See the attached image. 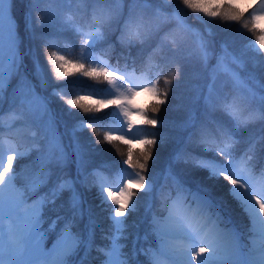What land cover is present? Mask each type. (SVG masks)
Instances as JSON below:
<instances>
[{
    "label": "snow or ice",
    "instance_id": "snow-or-ice-1",
    "mask_svg": "<svg viewBox=\"0 0 264 264\" xmlns=\"http://www.w3.org/2000/svg\"><path fill=\"white\" fill-rule=\"evenodd\" d=\"M10 2L0 0V264H91L89 258L93 251L104 257L102 264H264V168L259 174L254 171L257 144L264 142V136L249 137L243 141L247 144L244 151L239 154L237 151L242 143L239 132L258 121L264 122V85L250 77L256 85L253 87L240 76L238 69L244 68V54L237 56L229 51L226 43H222L221 51L215 53L209 41L199 29L186 22L179 9L165 10L164 6L172 0H129L126 16L125 0H60L69 6V10L59 17L53 7L57 0H30L41 15L33 23L30 10L26 31L30 39L42 42L52 78L60 85L53 88L51 95L63 101L69 111L93 117L81 119L73 126L69 153L60 134L55 131L54 116L49 107L51 101L39 95L26 79L13 91L8 110L3 108L8 80L19 74L25 55H34V49L23 54L20 52L19 28L10 13ZM175 2L194 13L193 19L205 23L219 20L222 24H239L255 36L246 47L255 56L264 54V27L261 26L264 24V0H258V6L248 13V18V10L241 6L242 0ZM76 10L88 12L89 20L83 24L77 22ZM45 16L49 25H59L58 31H72L81 38L78 54H61L57 50L47 52L53 47L54 40L36 31L44 26ZM119 17H124L119 42L129 49L151 41L159 34L163 23H175V28L160 37L152 48L139 76L135 68L128 71L127 62L122 69L119 61L116 65L109 63L106 51L97 52V47H102L106 40L111 22ZM189 35L193 38V47L185 59H195L208 69L209 61L213 56L216 58L208 74V83L195 98L202 111L198 116L190 109L181 125L187 132L185 143L193 151L187 148L177 151L162 173L153 172L148 177L149 161L159 134L136 135L134 129L162 126L161 121L151 118L148 113H158L160 106L167 103L173 79L180 74L177 66L174 73L164 77L165 87L161 88L159 84L164 69L154 64L152 57L164 48L179 52ZM208 35H212L210 28ZM35 66L37 78L44 86L46 81L38 62ZM76 77L91 80L94 84L104 83L107 87L69 93L70 82ZM141 94L149 98L148 103L137 107L136 101ZM254 101L258 103L254 104ZM109 106H115L117 111L110 112L107 121L94 118ZM217 113L223 118H218ZM113 116L123 117L120 124L125 131L110 127ZM24 128L29 130V139H14ZM85 129L96 135L102 131V142L109 145L118 141L128 146L122 162L127 167L119 170L121 180L117 186L109 185L97 169L86 171L89 161L78 140V133ZM134 144L141 146L135 161ZM194 149L212 153V156L197 155ZM33 153L36 154L35 169L25 177L24 185L17 187L15 182L23 170L14 172L13 161ZM70 163L75 164L74 176L65 171ZM179 163L207 172L210 180L222 179L231 185L228 194L249 221L243 233L230 226L231 219L223 215L225 202L222 198H213L210 190L199 182L195 188L189 187L174 173L173 164ZM158 181H162L159 188ZM77 184L89 190L97 187L101 210L107 212L110 221L108 231L101 229L106 245L95 243L98 223L90 211L87 223L80 228L85 212ZM42 188L47 191L41 193ZM66 192L69 194L70 215L57 216L49 222L48 229H43L45 206L55 205ZM138 192H143L144 196L139 197ZM32 195H36V199L29 204L28 198ZM145 199V214L151 218L142 239L147 243L150 237L154 238L156 247L149 244L137 250L136 244L141 239L137 235L131 252H125L127 217L138 213ZM154 199L159 201L155 209ZM61 220L63 224L55 231L52 246L46 247L49 233ZM138 255L144 256L146 261H139ZM77 256L79 259H75Z\"/></svg>",
    "mask_w": 264,
    "mask_h": 264
},
{
    "label": "trees",
    "instance_id": "trees-1",
    "mask_svg": "<svg viewBox=\"0 0 264 264\" xmlns=\"http://www.w3.org/2000/svg\"><path fill=\"white\" fill-rule=\"evenodd\" d=\"M241 6L248 10L246 12V18H248V13L251 12V9L244 5ZM53 7L56 9L58 17L62 15L63 12L69 10V6L61 3L60 0H57ZM72 7L75 9V6ZM128 7L129 0H125L124 16L127 15ZM24 8V0H11V14L18 24L21 38L20 52L23 53L25 50V43L27 44L28 49H34V55H25L24 61L26 66L25 68L21 66L19 74L23 80L26 79V81L31 83V85H33L34 82L37 83L38 88L42 89L46 95L51 97L56 114L64 124L69 141L71 143L70 131L73 126L81 119L88 120L92 119L93 117L83 116L75 110L69 111L67 105H65L63 101H60L57 97L51 95L53 88L59 87L60 85H58L52 78L49 66L46 61L47 53L42 47V42L40 40L30 39L28 32L26 30L24 32L23 30L24 25H26V23L23 21ZM164 8L168 12H171L174 9H179L181 15L185 16L186 22L192 27L200 30L205 39L209 41V46L214 50L215 53H219L221 51L220 45L222 43H226L228 45L229 51L235 53L237 56H241L243 53L244 55L242 58L245 61V65L243 69H238V71H240V76L248 83L252 84L253 87H256V85L251 79H249L250 77H254L255 80H258L260 84L264 85V54L255 56L253 52L246 47L250 39L253 41L255 40V36L252 33L242 29L239 24L235 23L222 24L219 20L205 23L203 21L193 19L195 14L185 9L182 4L175 2V0H172V2H170L168 5H165ZM26 9L27 19L31 10V18L33 23H35L37 17L41 15L40 11H38L30 3V0H28ZM89 18L90 14L88 12L76 10L77 22L83 24L88 21ZM123 19L124 17H119L111 22V25L107 30L106 40L102 42V47H97V52H100L101 50L106 51V58L109 60V63L113 65H116L117 61H119V67L124 68L125 63L127 62L128 69L135 68L137 72H141L148 61L149 55L152 53V48L155 47V45L159 42L160 37H162L166 32L175 28V23H163L161 25L159 34L151 41L146 42L143 45L136 44L129 49L125 46H122L119 42L123 27ZM206 19L207 18H205V20ZM47 20L48 18L45 16L44 26L38 27L36 29L38 34L42 33L54 40L53 47L49 48L47 52L50 53L53 50H57L58 52H61V54H64L70 51H78L81 38L75 35L72 31H58L57 28L59 25H49ZM209 28L212 32L211 36L208 35ZM192 40L193 38L190 35L187 36L182 49L177 53L170 52L167 48H164L161 52L154 54L152 57L153 63L160 65L164 69L159 84L161 88L165 87L164 77L174 73L177 66H179L180 74L178 78L173 79V83L170 86L167 103L160 106V111L158 113L152 114L150 111L148 113L151 118L161 121L162 126L158 124L156 127L144 126L143 128L137 127L134 129V134L136 135H145L151 133L159 134L156 137L157 144L153 147L152 159L149 161L148 172L146 173L148 177H151L153 172L157 174L162 173L164 169L171 163L172 158L177 151L183 148L193 151L191 146L185 143L187 132L181 128V125L186 120L188 111L190 109L195 110L196 113L200 112L199 104L196 102L195 98L197 92L203 89L208 83V74L211 67L215 65L216 58L213 56V58L209 61L208 69L204 68V66L195 59H185L184 57L186 53L193 47ZM36 62H38L43 78L46 81L44 86L41 85V80L37 78V69L35 66ZM30 79L31 81H29ZM70 84L71 86L67 89L69 93H73L77 90L90 89L93 87L97 89H103L107 87V85L104 83L94 84L91 80H84L80 77L72 79ZM241 90L243 91V89ZM257 91H259V89H257ZM148 99L149 98L147 96L141 94L139 107H144L145 104L148 103ZM255 103H258V101H254V104ZM7 105H9L8 102L5 103L3 108L8 110L9 107H7ZM116 111L117 110L115 109V106H109L106 110L95 114L94 118L107 121L108 114L110 112ZM216 115L218 118H223L220 117L219 113ZM120 122H122V117L113 116L110 127L120 128ZM238 135L242 140V143L237 147L239 154L247 147V144L243 141H247L250 136H264V122L258 121L254 124H251L248 128L241 130ZM245 136H248V138ZM102 137V131L99 135L93 134L88 129H85L82 133H78L79 143L86 152V159L89 161L86 171L90 170L91 168H98L103 171L113 183H115L120 179L119 170L123 160L127 156L128 146L120 144L118 141H114L113 145H109L105 142H102ZM161 137H163V143H161ZM14 139H17L18 141H25L28 139V136L26 133H24L21 136L14 137ZM98 140L101 142L97 143L96 141ZM140 147L141 146L139 144H134L132 146L134 161L139 157ZM194 151L197 155H206L209 157L212 156V153H202L199 149H194ZM35 155L36 154L33 153L31 156H27L22 160L17 159L13 162L14 172L18 169L23 170L21 177L16 180V184H18L23 178L29 177L34 171L35 165L33 162L35 160ZM257 156H260L259 166L264 167V151L262 148V143L257 144L256 157ZM215 159L220 160L221 158L215 157ZM65 171L71 176L73 173V164L70 163ZM173 171L189 187L195 188L196 182H199L203 187L210 190L213 198H222L225 202L222 205V209H230L231 211L235 210V206H237V204L228 194V189L231 188V185L228 182L222 179L219 181L210 180L207 178V172L193 169L191 165H186L183 163L173 164ZM221 182L222 185H220ZM157 183L160 186L162 181H158ZM84 189L88 203V214L90 211L93 218H95L98 223L95 234V243L96 245L100 246L106 245L107 241L102 239L101 229L104 231H108L110 229V221L107 219L108 214L107 212L101 210L102 206H100L97 187L93 186L90 190L84 187ZM45 191H47V188H44V192ZM166 191L167 186L163 192L166 193ZM66 194L67 192L56 200L55 205L51 206V210L56 218L57 216L68 217L70 215L68 203L65 201V199H63ZM137 195L139 197H143L144 193L138 192ZM154 202V206H157V203H159V201L156 199H154L152 203ZM146 203L147 201L145 199L141 202L138 213L127 217L129 227L127 230L128 240L126 241L127 248L124 249L125 252H131L133 248V241L136 239L137 235L141 237V239L136 244L137 250H139V248L142 246L147 247L149 244H151L153 247L156 246V241L154 238L150 237L147 243L142 239L146 230L149 228V218L148 215L146 216L145 214ZM62 224L63 221H59L57 223V227H61ZM81 225L82 221L80 222V228ZM103 258L104 257L102 255L96 251H93L89 259L91 264H102ZM143 258L145 257L142 255L137 256L139 261H141Z\"/></svg>",
    "mask_w": 264,
    "mask_h": 264
},
{
    "label": "rangeland",
    "instance_id": "rangeland-1",
    "mask_svg": "<svg viewBox=\"0 0 264 264\" xmlns=\"http://www.w3.org/2000/svg\"><path fill=\"white\" fill-rule=\"evenodd\" d=\"M242 3H245V4H249L250 6H258V0H242ZM9 9H10V5H9ZM11 13V12H10ZM262 27H264V24H262L261 25ZM23 54V53H22ZM68 54H72V55H76V54H78V51H70ZM5 60H7V49H5ZM26 65H25V62H24V58H23V65H22V67L24 68ZM128 71H132V69H128ZM136 74L139 76L140 75V73H138V72H136ZM14 78V80L13 81H11L12 79ZM23 79L21 78V75L20 74H18V75H13L12 77H11V79L10 80H8V82H7V84H6V88H5V93L7 92V96H8V99H9V102H10V100H11V97H12V93H13V91L14 90H16L19 86H20V84H21V81H22ZM28 80V79H27ZM85 90H87V89H85ZM35 91L39 94V95H41V96H44V94H42L41 93V91L40 90H38V89H36L35 88ZM45 97V96H44ZM138 104H139V100H138V98H137V101H136V106L138 107ZM57 125H56V123H55V131L57 132V133H59L60 134V136H61V134H62V131H60V130H58L57 129ZM26 129V131H22V129H21V131H20V133L18 134V136L19 135H21L22 133H24V132H27V135H28V139H29V130L27 129V128H25ZM34 130H37L38 131V129H34ZM123 131H125V129L123 130ZM28 139H26V140H28ZM5 159H6V157H5ZM127 166H125L124 168H126ZM129 171H131L130 169H129ZM24 183H25V179H23L22 180V183H20V187H22L23 185H24ZM220 185H222V182L220 183ZM19 187V186H18ZM6 195V194H5ZM69 198V197H68ZM34 199H36V197H34V198H29L28 199V203L29 204H31V202H32V200H34ZM49 211H51V209H49ZM48 210L47 211H45V212H43V217H47V216H51L49 213ZM43 224H42V228L43 229H45L43 226H44V224H46V220H44V218H43ZM48 227H49V222H48ZM54 240H55V238L50 242V244H48L47 245V241H48V237H47V239H46V242H45V246L46 247H51L52 246V243L54 242Z\"/></svg>",
    "mask_w": 264,
    "mask_h": 264
}]
</instances>
